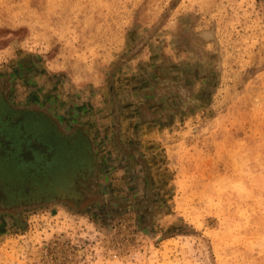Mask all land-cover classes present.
<instances>
[{"label":"rangeland","instance_id":"rangeland-1","mask_svg":"<svg viewBox=\"0 0 264 264\" xmlns=\"http://www.w3.org/2000/svg\"><path fill=\"white\" fill-rule=\"evenodd\" d=\"M0 112L7 164L18 114L91 165L0 170V264H264V0H0Z\"/></svg>","mask_w":264,"mask_h":264},{"label":"flooded vegetation","instance_id":"flooded-vegetation-1","mask_svg":"<svg viewBox=\"0 0 264 264\" xmlns=\"http://www.w3.org/2000/svg\"><path fill=\"white\" fill-rule=\"evenodd\" d=\"M4 130L11 139L10 147H5L8 151L6 153L11 156V165L6 164L7 167L0 170L5 173L4 170H12L16 165V175L8 176L6 180L11 186L25 187L31 194L47 200L55 196L66 198L70 197L71 187L89 171L90 150L78 132L67 135L59 132L56 126L42 116L27 115H23L15 125H6ZM1 151L0 143V158ZM23 161H29L31 165L25 168ZM17 166H21L23 171Z\"/></svg>","mask_w":264,"mask_h":264},{"label":"bare ground","instance_id":"bare-ground-1","mask_svg":"<svg viewBox=\"0 0 264 264\" xmlns=\"http://www.w3.org/2000/svg\"><path fill=\"white\" fill-rule=\"evenodd\" d=\"M3 115H4V114H3ZM0 117H1V116H0ZM4 118H5V120L9 119V121H10V119L12 120L13 118H14V120H15V119H18V120H16L17 122L20 121V119H19L20 117H17V118H16V117H14V116H13V117H11V116H10V117H9V116H8V117H5V116H4ZM22 120H23V119H22ZM0 121H2V120H0ZM2 122H3V121H2ZM2 122H1V123H2ZM5 123H6V121H5ZM8 123H10V122H8ZM0 125H1V124H0ZM1 126H4V125L2 124ZM18 126H19V124H18ZM5 127H6V126H5ZM0 129H1V128H0ZM13 129H14V128H13ZM17 129H18V128H17ZM1 130H2V129H1ZM1 130H0V131H1ZM4 132H5V131H4ZM20 132H21V130H20ZM0 133H1V132H0ZM9 134H10V133H9ZM3 135H4V137H5V134H3ZM6 135H7V134H6ZM24 135H25V134H24ZM7 136H8V135H7ZM24 137H25V136H24ZM5 138H6V137H5ZM6 139H7V138H6ZM3 140H4V139H3ZM10 141H11V140H10ZM9 144H10V142H9ZM9 146H10V145H8L7 147H9ZM28 147H29V146H28ZM9 149H10V148H9ZM3 150H4V146H3ZM6 150H7V149H6ZM29 150H30V149H29ZM33 150H34V149H33ZM2 152H4V151H2ZM7 152H8V151H7ZM41 153H42V151H41ZM7 157H8V156H7ZM10 157H11V156H10ZM8 158H9V157H8ZM1 159H2V162L6 163V162H5L6 159H7L6 157H1ZM1 159H0V160H1ZM8 161H9V159H8ZM35 161H36V160H35ZM10 162H11V161H10ZM23 162H24V163H23V166H24V167H25V166L29 167V166H28V164H30L29 161H28V162L23 161ZM43 162H44V161H43ZM6 164H7V163H6ZM33 164H34V163H33ZM40 164H41V163H40ZM8 165H9V164H8ZM30 165H31V164H30ZM42 165H43V164H42ZM33 166H34V165H33ZM27 167H25V168H27ZM34 167H35V166H34ZM40 168H41V167H40ZM43 168H44V167H43ZM43 168H42V169H43ZM23 169H24V168H23ZM29 169H30V168H29ZM34 169H35V168H34ZM44 169H45V168H44ZM44 169H43V170H44ZM27 172H28V171H27ZM1 182H2V180H1ZM55 186H56V185H55ZM10 198H11V197H10Z\"/></svg>","mask_w":264,"mask_h":264},{"label":"water","instance_id":"water-1","mask_svg":"<svg viewBox=\"0 0 264 264\" xmlns=\"http://www.w3.org/2000/svg\"><path fill=\"white\" fill-rule=\"evenodd\" d=\"M58 186V185H57Z\"/></svg>","mask_w":264,"mask_h":264}]
</instances>
